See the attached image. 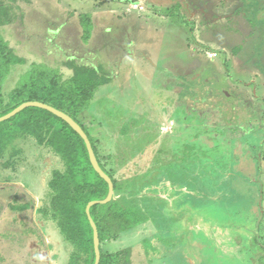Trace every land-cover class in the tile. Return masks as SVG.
Wrapping results in <instances>:
<instances>
[{"label":"rangeland","instance_id":"374dc122","mask_svg":"<svg viewBox=\"0 0 264 264\" xmlns=\"http://www.w3.org/2000/svg\"><path fill=\"white\" fill-rule=\"evenodd\" d=\"M8 5L12 22L0 34L28 65L58 69L64 79L72 73L69 61L102 68L107 82L81 119L98 139L99 154H112L122 174L152 170L151 182L158 165L193 162L177 170L184 182L174 184L167 176L153 182L151 189L170 206L174 199L184 202L181 211H170L179 222L159 237L161 245L131 231L107 248H131L132 264H264V240L258 237L264 226L252 220L257 203L264 211V0ZM85 18L91 25L87 42ZM27 64L14 67L5 91ZM121 130L128 145L119 138ZM118 142L125 152H118ZM15 146L23 151L17 170L0 168V264H65L67 247L39 214L57 159L32 140ZM160 230L166 233L164 226Z\"/></svg>","mask_w":264,"mask_h":264},{"label":"trees","instance_id":"16d2710c","mask_svg":"<svg viewBox=\"0 0 264 264\" xmlns=\"http://www.w3.org/2000/svg\"><path fill=\"white\" fill-rule=\"evenodd\" d=\"M14 1L0 0V29L12 22V9L8 4ZM82 26V40L87 42L91 33V25L87 18L82 20ZM26 64L27 61L17 56L0 34V117L25 102L36 101L65 113L82 128L100 168L112 180L114 194L119 196L107 204L94 205L89 210L98 232L99 264H132L131 248L112 252L107 248L108 245L131 231L138 232V235L147 242L153 241L154 245H161L159 237L168 236L169 230L179 222V216L172 217L170 211L174 207L176 211H181L184 202L174 199L170 201V206L166 198H161L154 193L155 189H151L155 187L153 182L156 183L161 176H167V179L170 177L175 184L177 180H181L177 170L183 166V169L194 167L192 160L189 158L185 160L183 157V161H169L158 165L159 174L153 176L151 182H147V175L152 170H149L147 175L133 172L129 177L122 174L116 162H113L112 154L107 156L99 154L98 139L90 136L81 119V114L88 108L94 95L107 82L102 68L69 61L65 66L72 73L64 79L58 69L33 62L27 64L26 71L18 76L15 86L5 91V81L14 71V67ZM122 130L119 138L126 139L128 145L130 138ZM20 140H32L36 146L47 149L57 159V165L48 176L46 203L39 209V214L43 223L52 224L67 247L65 264H94L93 231L86 215V206L90 202L104 200L108 194V185L93 169L84 141L64 121L48 111L35 107L26 108L13 118L0 122V168L17 170L23 158V151L15 146ZM116 146L118 152H125V147L121 146L120 142ZM186 149L185 147L184 150ZM138 150H141V147ZM118 156L119 159L124 157L122 154ZM154 163L159 161L156 159ZM202 163L201 161L200 164ZM175 175L178 179L174 178ZM173 193L175 194L172 191ZM176 194L179 195V192ZM192 199L191 195L190 202ZM206 199L208 198L202 200ZM190 207L196 205L190 204ZM261 208L262 203H257L252 220L264 226V211ZM24 209H27V206L19 208L20 211ZM181 214L183 215L180 213V216ZM173 218L177 222L170 224ZM161 226H164L165 234L164 231L161 232ZM258 233L259 240H264L262 239L264 228H260ZM197 236L204 237L200 231L197 232ZM168 244L169 247L174 246L173 243ZM145 251L149 254L146 247Z\"/></svg>","mask_w":264,"mask_h":264},{"label":"water","instance_id":"95a60500","mask_svg":"<svg viewBox=\"0 0 264 264\" xmlns=\"http://www.w3.org/2000/svg\"><path fill=\"white\" fill-rule=\"evenodd\" d=\"M30 107H35V108H39V109H43V110L48 111L49 113L53 114L54 116H56L59 119H61L62 121H64L74 132H76L80 136V138L84 141V143H85V146H86V149H87V152H88V156H89V161H90L93 169L95 170V172L108 185V194H107V196H106V198L104 200H102V201H93V202H90L86 206V215H87L89 224L91 226V229L93 231V247H94V254H95L94 264H99V261H100V251H99L98 232H97V227H96L94 221L90 217L89 210L94 205H97V204H103L104 205V204L109 203L112 200H116V199L119 198V196H116L114 194V188H113L112 180L100 168V166L98 164V161L96 159V156L94 154V151L92 149V146L90 144V141H89L87 135L84 133V131L82 130V128L72 118H70L65 113H63L61 111H58V110L54 109L53 107L48 106L46 104H43V103H40V102H36V101H31V102H25V103L19 105L18 107H16L15 109H13L8 114L0 117V122L7 121V120L13 118L15 115H17L21 111H23L24 109L30 108Z\"/></svg>","mask_w":264,"mask_h":264},{"label":"built area","instance_id":"2783aa9c","mask_svg":"<svg viewBox=\"0 0 264 264\" xmlns=\"http://www.w3.org/2000/svg\"><path fill=\"white\" fill-rule=\"evenodd\" d=\"M213 55H210V57H212Z\"/></svg>","mask_w":264,"mask_h":264}]
</instances>
